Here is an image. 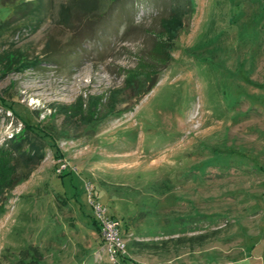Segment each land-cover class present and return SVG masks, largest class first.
I'll list each match as a JSON object with an SVG mask.
<instances>
[{
	"label": "rangeland",
	"instance_id": "rangeland-1",
	"mask_svg": "<svg viewBox=\"0 0 264 264\" xmlns=\"http://www.w3.org/2000/svg\"><path fill=\"white\" fill-rule=\"evenodd\" d=\"M67 2L0 39V264H264V0Z\"/></svg>",
	"mask_w": 264,
	"mask_h": 264
},
{
	"label": "trees",
	"instance_id": "trees-1",
	"mask_svg": "<svg viewBox=\"0 0 264 264\" xmlns=\"http://www.w3.org/2000/svg\"><path fill=\"white\" fill-rule=\"evenodd\" d=\"M1 2L7 8H9L10 14L6 19L0 20V39L11 29H14L13 27L15 26L13 23L17 22L18 20L25 19L30 20L31 22L34 21L35 25L37 26L41 22L40 20L43 18V0H1ZM96 3L97 0H68V2L62 6L59 12V20L63 23L69 24L74 14L77 15L80 12L89 13L91 9L96 7ZM4 55L6 60L5 62H7V66L5 67L8 68L11 65V61L9 59L10 54L9 52H5ZM26 126H28L27 123ZM21 149L22 146L18 147V150ZM21 152L22 155L28 157L27 160L31 161L34 159L31 154L25 155L24 150H21ZM65 171L66 169L59 173V175H66ZM92 224L93 227L99 231L98 223L94 217L92 218Z\"/></svg>",
	"mask_w": 264,
	"mask_h": 264
},
{
	"label": "built area",
	"instance_id": "built-area-1",
	"mask_svg": "<svg viewBox=\"0 0 264 264\" xmlns=\"http://www.w3.org/2000/svg\"><path fill=\"white\" fill-rule=\"evenodd\" d=\"M66 168L67 165L62 163L59 165L57 171L61 173ZM84 186L88 202L92 207V211L98 223L101 236L105 242L106 252L108 256H110V258L115 261V256L117 253L125 251V244L120 234V224L114 217L107 213L106 208L100 204V202H97L91 196L92 187L88 186L87 183Z\"/></svg>",
	"mask_w": 264,
	"mask_h": 264
}]
</instances>
